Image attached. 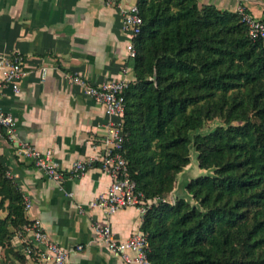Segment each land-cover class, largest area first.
Segmentation results:
<instances>
[{"label":"trees","instance_id":"obj_1","mask_svg":"<svg viewBox=\"0 0 264 264\" xmlns=\"http://www.w3.org/2000/svg\"><path fill=\"white\" fill-rule=\"evenodd\" d=\"M142 18L126 65L123 152L151 202L140 225L152 264H264V43L236 11L198 0H136ZM223 123L201 132L206 120ZM212 170L185 180L191 162ZM92 166H100L94 161ZM0 162V246L27 222L24 197ZM164 199V201L162 200Z\"/></svg>","mask_w":264,"mask_h":264},{"label":"crops","instance_id":"obj_2","mask_svg":"<svg viewBox=\"0 0 264 264\" xmlns=\"http://www.w3.org/2000/svg\"><path fill=\"white\" fill-rule=\"evenodd\" d=\"M221 10L244 7L264 18V0H198ZM136 0H0V53H20L25 74L20 91L5 88L2 107L16 119L17 135L40 151L51 149L62 168L101 152L107 116L101 104L70 81L80 74L93 83L120 77L134 78L126 65L127 36L122 30L125 11ZM46 67L45 78L41 68ZM0 162L19 186L25 215L38 218L48 234L70 250L68 264H126L106 246L94 241L93 221L108 222L119 239L137 229L143 215L135 206L105 216L87 203L104 192L111 177L100 166L80 176L66 175L58 185L28 158L17 156L12 144L0 136ZM83 206L85 211L79 210ZM24 264H49L27 256L16 237ZM82 244V249H76Z\"/></svg>","mask_w":264,"mask_h":264},{"label":"built area","instance_id":"obj_3","mask_svg":"<svg viewBox=\"0 0 264 264\" xmlns=\"http://www.w3.org/2000/svg\"><path fill=\"white\" fill-rule=\"evenodd\" d=\"M236 12L240 22L247 27L248 36L252 40L261 39L264 43V18L256 17L244 7H238ZM142 18L136 4L130 6L124 13L122 30L127 36V57H133L136 49L134 37L140 32ZM46 67L41 68V77L45 78ZM25 74L24 58L20 53H0V97L5 88L13 92L20 91V80ZM69 79L82 88L84 93L101 104L107 116L105 133L101 137V152L95 158L89 157L73 162L69 168H62L53 158V151H40L32 143L20 140L17 135L15 116L5 110L0 103V136L9 141L17 156L28 158L36 167L42 169L46 176L58 185L63 183L65 176H80L87 171L94 161L100 163V168L108 173L111 182L107 189L87 203V208H100L105 216H111L120 208L135 206L143 215L151 202L159 201L145 199L142 192L136 191V183L129 174L127 161L124 157L123 142V115L125 110L124 92L131 79L125 76L93 83L80 74H71ZM9 176V173L7 172ZM164 201V199H162ZM31 203L25 200L24 210L28 211ZM84 212L85 208L79 206ZM92 231L94 241L106 248L126 264H152L149 257L148 238L145 233L137 229L130 236L119 239L115 236L108 222L93 221ZM23 245V252L36 255L49 264H68L70 250L55 241L45 230L40 219H28L16 234ZM76 249H82L78 244Z\"/></svg>","mask_w":264,"mask_h":264},{"label":"rangeland","instance_id":"obj_4","mask_svg":"<svg viewBox=\"0 0 264 264\" xmlns=\"http://www.w3.org/2000/svg\"><path fill=\"white\" fill-rule=\"evenodd\" d=\"M223 119L221 117H215L211 120H206L201 127V132H208L215 128L217 125L222 124ZM190 159L191 162L177 175L175 186L173 191L168 195V200L174 202L178 198L183 197L180 191L181 186L183 185L182 182L193 178L200 174H212V170H203L199 169L196 162V152L193 146L190 148ZM6 214V210L0 209V217H4ZM16 235H14L11 239V247L16 250ZM0 264H18L15 256L13 253L6 250V247L0 246Z\"/></svg>","mask_w":264,"mask_h":264}]
</instances>
